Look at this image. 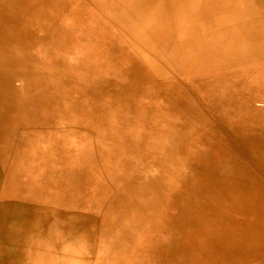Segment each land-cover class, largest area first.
Instances as JSON below:
<instances>
[{
  "label": "bare ground",
  "instance_id": "obj_1",
  "mask_svg": "<svg viewBox=\"0 0 264 264\" xmlns=\"http://www.w3.org/2000/svg\"><path fill=\"white\" fill-rule=\"evenodd\" d=\"M59 260L264 264V0H0V264Z\"/></svg>",
  "mask_w": 264,
  "mask_h": 264
},
{
  "label": "rangeland",
  "instance_id": "obj_2",
  "mask_svg": "<svg viewBox=\"0 0 264 264\" xmlns=\"http://www.w3.org/2000/svg\"><path fill=\"white\" fill-rule=\"evenodd\" d=\"M153 2V1H152ZM55 264H62V261H57Z\"/></svg>",
  "mask_w": 264,
  "mask_h": 264
}]
</instances>
